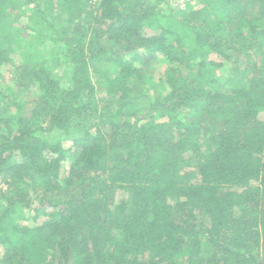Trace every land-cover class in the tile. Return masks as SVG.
Here are the masks:
<instances>
[{"label": "trees", "instance_id": "obj_1", "mask_svg": "<svg viewBox=\"0 0 264 264\" xmlns=\"http://www.w3.org/2000/svg\"><path fill=\"white\" fill-rule=\"evenodd\" d=\"M0 264H264V0H0Z\"/></svg>", "mask_w": 264, "mask_h": 264}, {"label": "rangeland", "instance_id": "obj_2", "mask_svg": "<svg viewBox=\"0 0 264 264\" xmlns=\"http://www.w3.org/2000/svg\"><path fill=\"white\" fill-rule=\"evenodd\" d=\"M189 1V0H170V3L173 4L175 7H184L186 2ZM191 1V0H190ZM240 65H243V67H245V63H241V61L238 63ZM101 67L103 68H109V69H112L110 66L111 64L109 63V61L105 62V61H102L101 64H100ZM164 69V66L161 65L158 69H156V72H155V78L158 77L159 73L162 72V70ZM99 96H101L99 93H98ZM67 139L71 140L72 137H68ZM65 139V140H67Z\"/></svg>", "mask_w": 264, "mask_h": 264}]
</instances>
